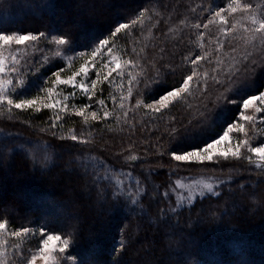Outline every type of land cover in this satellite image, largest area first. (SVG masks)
Here are the masks:
<instances>
[{
	"label": "trees",
	"instance_id": "trees-1",
	"mask_svg": "<svg viewBox=\"0 0 264 264\" xmlns=\"http://www.w3.org/2000/svg\"><path fill=\"white\" fill-rule=\"evenodd\" d=\"M229 2L230 0H52L54 7L41 15L24 7L21 0H0V22H3L10 31L20 30L21 33L30 31L36 34L38 31H47L49 27L57 29L58 32L71 30L79 44H86L96 37L105 38L108 30L114 28L117 23H130L131 19L136 18L138 11L145 7L150 8L151 11L144 14L140 24L119 34L113 55L117 58L122 57L121 63L123 60L135 61L140 67L133 69V74L142 75V69L148 71L153 60L158 59L160 48L164 47L166 61L173 60L174 64L183 65L175 76L169 77L162 86L172 87L182 76L191 74V65L184 64L182 57L193 49L197 54L200 52L195 45L197 30L192 28V24L207 21L208 13L201 11V6L206 8L212 5L213 8H218ZM241 2L255 5L264 3V0ZM165 7L167 12L164 11ZM159 15H163L164 20L157 24ZM181 20L186 23L181 24ZM200 31L205 34L203 43L211 56L200 62L197 69L200 78L194 77L190 82L191 93L175 106L156 114L145 108L129 111L127 123L122 114L119 122L115 119L118 109L107 121L90 124H85L82 117L64 116L55 130L57 136L67 135L69 131H75L78 135L83 134L82 138L90 140L91 143L78 145V150L92 156L102 155L117 167L121 161L115 158V153L123 152L125 149H130L132 154L141 155L145 160L155 161L153 153L170 152L177 145L210 142L213 138H218L226 130L228 123L239 120L242 100L250 94L264 91V70L257 71L251 86L238 84L235 90L229 93L237 103H224L222 100L217 103V97L224 93L225 89L217 85L213 77L224 79L223 72L228 71L236 62L232 57L235 56L238 61L242 55L244 42L232 41V45L237 48L233 53L232 45L221 37L225 46L216 53L215 37L219 35L217 25L212 24L209 29ZM164 33H167V36ZM181 37L184 42L177 46ZM36 48L43 51H35ZM57 51H60L59 56L56 55ZM74 55L63 52L55 45H46L43 40L38 45H28L27 49L21 46L17 53L21 62L25 56L30 57L33 63L43 61V58L47 57L50 63L46 64L41 74L50 75L51 71L64 67L61 73L64 78L78 70L80 64L84 62L83 59L77 58L69 67L70 58ZM217 58L221 59L223 64L219 66L218 71H214L218 68ZM109 59L110 57L106 55L104 61ZM99 67L100 63L97 64V68ZM205 72L208 74L206 84L203 75ZM113 76L115 82L112 85H103L102 95L99 92L97 94V98L106 99L109 111L113 110L110 95L119 97L120 94L119 77H116L115 73ZM91 78H95L94 72ZM30 83L32 87L24 98H34L37 95L35 85L39 80L33 75L30 76ZM124 87L127 88L126 80ZM57 89L62 95L75 91V97L69 100L70 105L79 106L88 102L87 97L79 89L73 90L66 86H57ZM150 95L141 97L145 104L152 102ZM125 107L126 109L129 107L127 102ZM71 111L70 107L69 112ZM256 115V127L264 131V123H261L264 113ZM53 118L52 110L42 109L40 112L33 111L30 114L16 113L12 110L9 113L6 107H0V140L6 133H20L30 145L27 152L16 156L4 171H0V201H15L16 206L22 209V214L15 217L10 224L11 228L23 225L35 231L23 239H10L8 243H19L24 254L35 252L40 240L39 226L43 225L53 234H60L67 221L62 215L69 213L68 217H79L81 233L78 243L82 251L93 254L99 264H114V260H119L120 264H157L159 260L167 261L168 255L165 251L167 239L162 245L147 249V241L153 238L154 230L145 229L143 226L137 229L136 224L139 222L135 219V214H129L127 209L118 212L105 210V207L95 200L94 193H90L83 186L84 182L78 176L66 179L65 183L56 181V177L70 171L64 167V162L70 156L67 151L61 150L60 158L57 159L53 150L47 147L54 139L51 131H48ZM245 127L251 129L252 126L245 123ZM41 129L46 131L41 132ZM172 130H175L174 137L169 136ZM249 135H252L251 131ZM237 138H243L242 134H233V142ZM65 143L70 144L71 141ZM261 143H264V134L257 133L252 145L259 146ZM244 151L246 152V149ZM30 155L36 159H30ZM45 155L49 159L47 164L42 166L41 158ZM169 159L170 156L165 155L164 160ZM253 162L251 165L247 161L242 162L244 168L240 169L239 176H235V169L230 166L238 163L234 160L221 161L220 164L207 167L200 165L177 167V162L172 161L171 166L157 168L155 163H146L133 170V177L140 176L141 172L146 174L151 167L152 184L160 185L161 191L176 180L199 179L208 182L210 177L226 179L229 174L235 176L237 183L247 186L264 179L257 175L258 170H254L258 159L253 158ZM69 187L71 191L68 190ZM235 187L234 184L233 189ZM225 207L228 208V214L222 219L209 218V210L219 209L217 213L219 215ZM130 215L131 220L128 219ZM189 215L192 227L186 229L184 246L191 250L192 257L198 264H214V261L215 264H238V251H242L246 256V264H264V209L257 207L252 198L230 196L227 190L221 199L201 200L197 196L191 214L184 213L182 225ZM25 216L28 219H25ZM125 225H128V228H124ZM121 240L127 245V251L114 252L113 248H119Z\"/></svg>",
	"mask_w": 264,
	"mask_h": 264
},
{
	"label": "snow or ice",
	"instance_id": "snow-or-ice-1",
	"mask_svg": "<svg viewBox=\"0 0 264 264\" xmlns=\"http://www.w3.org/2000/svg\"><path fill=\"white\" fill-rule=\"evenodd\" d=\"M21 3L24 7L41 15L54 7L52 0H21ZM150 11V8L145 7L142 11H138L136 18L131 19L130 23H117L114 28L108 30L105 38L96 37L86 44H79L71 30L58 32L57 29L49 27L47 31H38L36 34L30 31L21 33L20 30L10 31L3 22H0V107H6L9 113L13 109L20 111L34 109L36 112L42 109L52 110L54 118L48 131H51L54 139L47 147L53 150L57 159L60 158L61 150L67 151L70 156L64 162V167L70 171L65 172L63 176L56 177V181L65 183L66 179L70 180L72 176H78L83 180V186L90 193H94L95 200L105 207V210L118 212L127 209L129 214H135V219L139 222L136 224L137 229L143 226L145 229L154 230L153 238L147 241V249L160 246L167 239L168 244L165 251L168 260H159L157 264H198V261L193 259L191 250L184 246L186 229L192 227L190 215L185 219V223L181 224L184 213L191 214L197 196L201 200L221 199L222 194L227 190L230 196L240 195L252 198L257 207L264 209V179L254 181L247 186L237 183L235 179V176L241 174L240 169L244 168L242 162L247 161L249 165L254 163L253 156L258 158L254 170H258V176L264 177V143L259 146L252 145V140L255 139L257 133L264 134V131L256 127V114L264 113V91L250 94L242 100L239 120L235 123H228L226 130L218 138H213L210 142L177 145L170 152L153 153L156 157L155 161L145 160L141 155L132 154L130 149H125L123 152L115 153V158L121 161L117 167L102 155L92 156L83 150H78V145L91 143L90 140L82 138L83 134L78 135L75 131H69L67 135L57 136L55 131L64 116L82 117L85 124H90V122L107 121L118 109L119 112L115 115V119L119 122L120 114H122L127 123L129 111L145 108L156 114L162 113L170 106H175L177 102L191 93L190 82L194 77L200 78L197 72L200 62L211 56L203 43L205 34L200 29L207 30L212 24L217 25L219 33L215 37L214 51L216 53H219L225 46L221 37H224L230 45L232 41L244 42L242 55L238 61L235 56L232 57L236 62L228 71L223 72L224 79L213 77L215 83L225 89L224 93L217 97V103L221 100L224 103H237L229 93L234 91L238 84L251 86L257 71L264 70V3L254 5L250 2L243 3L241 0H230L227 5L218 8H213L212 5L206 8L201 6V11L208 13V19L204 23L192 24V28L197 30L195 45L200 52L197 54L193 49L188 55L182 57L184 64L191 65V74L182 76L181 80L172 87H162L167 79L174 77L178 69L183 66L174 64L173 60L166 61L164 47L160 48L158 59L153 60L148 71L142 69V75L133 74L132 70L140 65L133 60H123L121 63L122 57H115L113 50L117 47L116 40L119 34L140 24L144 14ZM164 11L167 12L166 7ZM163 20L164 16L159 15L157 24ZM180 23L185 24L186 21L181 20ZM164 35L167 36V33ZM41 40L46 45H55L65 53H74L75 55L70 58L69 67H71V62L77 58L83 59L84 62L80 64L78 70L73 71L66 78L61 75L64 67L51 71L50 75H42L46 64L50 63L47 57H44L43 61L33 63L30 57L25 56L21 62L17 56L21 46L27 49L28 45H38ZM183 42V37H181L177 46ZM35 51H43V49L36 48ZM231 51L233 53L237 51L235 45H232ZM257 54H259L258 57ZM56 55L59 56L60 51H57ZM106 55L110 59L105 62ZM168 55L172 54L168 53ZM208 62L210 63L211 60L209 59ZM98 63H100L99 68H97ZM216 63L218 68L214 71L219 70L223 61L217 58ZM93 72L95 73L94 79L91 78ZM114 73L116 77H119L120 94L119 97L110 95L113 110L109 111L106 99L97 98V94L99 92L102 95L103 85H112L115 82ZM33 75L39 80V83L35 85L37 95L34 98H24L32 87L30 76ZM203 75L206 84L208 74L205 72ZM125 80L127 88L124 87ZM57 86L79 89L87 97L88 102L79 106L70 105L69 100L75 97V91L62 95L56 90ZM149 94H151L152 103L145 104L141 97ZM126 102L129 105L127 109ZM97 106H99L98 109ZM70 107L71 112H69ZM249 110L252 114H246ZM245 123L251 125V129L246 128ZM261 123H264V118H261ZM44 131L46 130L41 129V132ZM250 131L252 135H249ZM233 134H242L243 138H237L233 142ZM169 136L174 137L175 130L170 131ZM68 141L71 143H65ZM29 147L30 145L20 133L4 134V138L0 140V171H4L16 156L27 152ZM165 155H169L170 159L164 160ZM29 158L36 159L31 155ZM41 159L43 166L47 164L49 157L45 155ZM230 160L238 162L230 165L235 169V176L229 174L226 179L210 177L208 182L197 181L190 184L176 180L163 191L160 185L152 184L153 169L151 167L146 174L141 172L140 176L133 177V170L146 163H155L157 168H163L165 165L171 166L172 161L177 162V167L184 165L207 167ZM228 166L224 165V167ZM234 184L235 189H233ZM68 190L71 191V187ZM218 212L219 209L209 210V218L222 219L228 214V208L225 207L219 215H217ZM21 214L22 209L16 206L15 201H0V264H37V260L43 261V264H99L94 255L82 251L78 243L81 228L77 216L67 218L60 234H53L43 225L39 226L40 240L36 251L22 253L19 243H8L10 239H23L35 231L23 225L18 228L10 227L15 217ZM24 218L28 219L26 216ZM128 219L131 220V215ZM124 228H128V225ZM121 233L123 235L124 229ZM177 236L179 239H175ZM113 251L126 252L127 245L121 240L119 248H113ZM237 255L239 256L238 264H246L244 253L238 251ZM114 264H120V261L114 260Z\"/></svg>",
	"mask_w": 264,
	"mask_h": 264
},
{
	"label": "rangeland",
	"instance_id": "rangeland-1",
	"mask_svg": "<svg viewBox=\"0 0 264 264\" xmlns=\"http://www.w3.org/2000/svg\"><path fill=\"white\" fill-rule=\"evenodd\" d=\"M57 91H58V89H56ZM152 103V102H151ZM13 110H15V109H13ZM33 111H35L34 109L33 110H28V111H20V110H15V112L16 113H21V112H27L28 114H30V113H32ZM149 112H151L150 110H148ZM252 112L249 110L246 114H251ZM257 116V115H256ZM37 149V148H36ZM35 149V150H36ZM253 158H257L256 156H253ZM258 159V158H257ZM199 166V165H198ZM201 166V165H200ZM196 167H197V165H196ZM201 172H204V171H201ZM198 181L199 182H207V180H199L198 179ZM181 182H183V183H185V184H190V183H193V182H197V181H194V180H192V179H190V180H181ZM178 191H182V190H178ZM67 193H69V191H67ZM173 198H175V194H173ZM69 214V213H68ZM68 214H63L62 215V217H64L65 219H67L68 218ZM54 244L56 243V242H53ZM37 264H43V261H40V260H37Z\"/></svg>",
	"mask_w": 264,
	"mask_h": 264
}]
</instances>
